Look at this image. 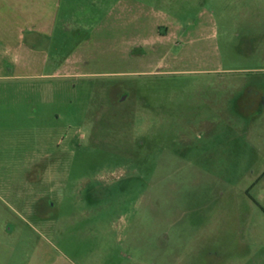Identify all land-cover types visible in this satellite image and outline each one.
Wrapping results in <instances>:
<instances>
[{"label": "rangeland", "instance_id": "rangeland-1", "mask_svg": "<svg viewBox=\"0 0 264 264\" xmlns=\"http://www.w3.org/2000/svg\"><path fill=\"white\" fill-rule=\"evenodd\" d=\"M115 1L56 0L60 53ZM137 1L234 72L0 80L1 264H264V0Z\"/></svg>", "mask_w": 264, "mask_h": 264}, {"label": "crops", "instance_id": "crops-1", "mask_svg": "<svg viewBox=\"0 0 264 264\" xmlns=\"http://www.w3.org/2000/svg\"><path fill=\"white\" fill-rule=\"evenodd\" d=\"M151 14L143 2L116 0L100 21L109 27L77 39L71 53L64 54L60 52H68L67 39L56 37V0H0V80L46 77L44 70L51 57L47 52H58L54 58H62L51 61L50 75L63 79L234 72L217 64L216 52L209 48L215 27L205 14L187 27L166 17L153 19ZM119 24L132 28L131 34L125 30L131 36L121 44ZM120 64L127 69L120 70Z\"/></svg>", "mask_w": 264, "mask_h": 264}]
</instances>
